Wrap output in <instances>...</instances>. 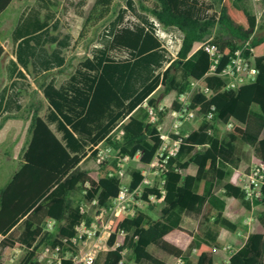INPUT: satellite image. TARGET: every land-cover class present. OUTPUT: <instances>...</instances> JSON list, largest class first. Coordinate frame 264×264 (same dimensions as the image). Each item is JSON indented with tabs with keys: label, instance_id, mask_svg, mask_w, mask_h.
<instances>
[{
	"label": "trees",
	"instance_id": "1",
	"mask_svg": "<svg viewBox=\"0 0 264 264\" xmlns=\"http://www.w3.org/2000/svg\"><path fill=\"white\" fill-rule=\"evenodd\" d=\"M26 1L0 0V26L16 2ZM138 9L139 23L119 27L128 13ZM260 13L264 15V0H95L78 42L116 17L109 29L110 43L81 62L63 85L48 82L49 74L43 76L39 87L47 102L46 114L33 101L26 116L19 106L20 113L0 120V130L10 119L30 121L21 163L0 189V248L8 257L16 249L24 252L20 261L10 264H50L57 261L56 255L61 264H74L79 253L73 243L78 226L92 223V208H109L118 197L122 181L114 159L131 158L130 187L137 188L142 171L162 145V132L170 131L165 118L173 125L172 114L183 108L181 97L195 84L212 94L194 93L189 108L205 119L213 112V121L207 129L189 133L186 126L191 121H184L178 134H171L181 145L164 176L165 198L161 200L156 189H146L145 200L149 202L148 194L156 193L157 202L134 216L115 218L109 249L96 264H173L180 257L187 264H214L211 254L225 244L221 231L236 235L250 216L256 220L255 229L229 264H264V185L262 197L256 200L248 199L240 185L248 148L258 162H264ZM150 17L184 35L178 59L167 68V52L150 30ZM50 28L49 19L40 17L26 19L15 28L20 65L33 63L36 45ZM207 40L221 50L214 74H210V55L197 50ZM239 49L254 58L258 74L240 88L229 89L220 74ZM5 54L0 45V61ZM145 103L157 111L158 121L135 115ZM219 122L232 126L222 137L213 135ZM100 147H111L116 155L100 165L95 179L82 163L88 157L96 159ZM191 165L196 173L184 175ZM186 213L200 217L197 231L183 227ZM0 264H5L1 257Z\"/></svg>",
	"mask_w": 264,
	"mask_h": 264
},
{
	"label": "rangeland",
	"instance_id": "2",
	"mask_svg": "<svg viewBox=\"0 0 264 264\" xmlns=\"http://www.w3.org/2000/svg\"><path fill=\"white\" fill-rule=\"evenodd\" d=\"M94 3L95 0H27L24 3L16 2L11 11L4 15L0 26V41L2 40L6 55L0 61V90L3 81L13 73V68L7 64V61L11 55L16 57L17 53V44L13 37L15 28L26 19H36V17L44 20L49 19L51 25L50 31L42 37L41 44L36 45L37 51L33 63L28 68H24L27 72L24 76L26 82L23 85H18L17 88L12 86L9 92L10 96L15 95L17 105L21 106L22 111H26L24 112L25 116L27 115V108L33 101L41 104L43 115L47 112V102L43 91L39 87L38 76L49 69L52 72L51 79L57 85H63L69 80L81 62L92 57L97 49L110 43L112 37L108 31L116 21V17L102 25L97 32L87 34L84 40L78 42L85 19ZM123 7L126 6L123 4ZM141 14L142 12L138 9L137 13H130V16L139 20ZM261 18L264 21V15H261ZM90 39H93L91 43H89ZM46 58L52 60L53 65L50 68H45L42 64V60ZM58 58L63 59L64 62L58 64ZM12 110L15 113L19 111L16 107ZM169 119H166L165 126H168ZM29 123V119L15 120L4 129V132L0 133V189L21 163L20 156L25 145ZM220 123L216 124L217 130L221 129ZM228 128L224 127V130L222 129L216 135L223 136L226 131L231 129V126ZM257 162L253 149L249 148L248 160L243 166V171H246ZM117 163L118 160L114 159L113 164ZM82 167L89 170L93 178H99L100 165L95 158H86L82 163ZM130 180L131 177L127 168V177L124 181L130 183ZM187 217L189 221L191 219L190 228H197L199 218L192 215ZM21 227L19 226V228ZM108 237L106 236L101 243V254L108 250L106 243ZM0 257L5 264H10L12 260L20 261L24 257V252L16 249L8 257L5 254V249L0 248Z\"/></svg>",
	"mask_w": 264,
	"mask_h": 264
},
{
	"label": "built area",
	"instance_id": "3",
	"mask_svg": "<svg viewBox=\"0 0 264 264\" xmlns=\"http://www.w3.org/2000/svg\"><path fill=\"white\" fill-rule=\"evenodd\" d=\"M261 15L262 14L260 13L259 19L261 18ZM132 23L137 24L139 23V20L130 16V13H128L119 27L132 26ZM150 24V30L153 32L154 36L160 40L163 49L167 52V61L165 66V68H167L178 59L183 45L184 35L178 28H165L162 23L153 17H150ZM197 50H204L210 55L212 59L210 74L216 73L222 57L219 46L214 44L211 40H207L201 43L197 47ZM257 74L258 69L256 68L254 58L246 57L244 49H239L235 52L231 62L223 70L220 76L225 80L227 88L237 89L246 84L248 81L254 80ZM198 91L207 95L212 94L209 89L205 88L201 84H195L190 93L181 97L180 100L183 105L182 111L174 112L172 114L175 118L172 129L169 132H162V145L151 164L142 171L143 181L137 188L132 189L130 187V183H125L124 181L127 177V168L132 161L131 158H116L120 168L119 176L122 181L118 197L109 208H92L90 212L93 217L92 223L89 224L84 221L80 226H78V235L75 239H73V243L78 246L79 253L73 259L74 264H96V261L102 252L101 243L106 236H110L114 219L119 216H134L138 210L145 209L150 204L157 202L158 197L156 193L148 194L147 198L149 199V202L145 200L144 194L146 189H156L162 196L161 200L165 198L166 190L164 188V176L167 172H169L170 163L173 158L177 157L181 145L180 141L172 140L171 134H178V129L184 121L192 122L197 119L196 112L194 110H190L189 105L193 94ZM144 106L148 110L151 121H158L157 111L152 107H149L147 103H145ZM160 109L164 110V107H160ZM213 119L214 113L210 112L207 115L206 120L211 123ZM115 155L116 151L113 148L100 147L96 162L101 165L106 159L115 157ZM138 158L139 155L136 157V160H138ZM240 185L246 193L248 199H260L262 197V186L264 185V162H257L246 171H242ZM93 204L96 205L97 202L94 201ZM82 211L86 212V209L82 208ZM52 224L53 223L49 224L50 228L52 227ZM122 233L124 234V232ZM216 250L217 248H215V251ZM223 250L231 254L234 253L233 248L229 245L225 246ZM55 258L57 261H49L50 264H61V260L58 255H56ZM173 264H187V262L185 258L180 257L176 259Z\"/></svg>",
	"mask_w": 264,
	"mask_h": 264
},
{
	"label": "crops",
	"instance_id": "4",
	"mask_svg": "<svg viewBox=\"0 0 264 264\" xmlns=\"http://www.w3.org/2000/svg\"><path fill=\"white\" fill-rule=\"evenodd\" d=\"M11 11V10H10ZM17 44V43H16ZM0 45H2V40L0 41ZM4 47V46H3ZM6 55V54H5ZM52 60H50L49 58L43 59L42 60V64L45 68L47 67H51L53 64L51 63ZM63 59L58 58V64H62ZM7 64H9L12 68H13V73L10 74L8 76L7 79H5L3 81V85L2 89L0 90V120L2 118H4L7 115H16L18 113H20L19 111L17 113H15L12 109L14 107L17 108V110L19 109V106L17 105L18 103L16 102V97L15 95H9V92L13 87H16L18 85H23L24 82H26V80L24 79L25 74H27L26 70L24 68L23 65H20L18 63V56L16 53V57L11 55L8 58ZM28 68V67H27ZM52 72L48 70L44 71L40 76L37 77V80L41 83L43 82V76L46 74H49V80H52L51 78V74ZM39 78V79H38ZM37 81V82H38ZM160 107H163L162 105ZM10 111V112H9ZM196 114H197V119L195 121H192L191 123L187 124V132H193L195 130L197 131H202L208 128L209 126V122L205 119L204 116L200 115L198 110H195ZM135 115L139 116L140 118L144 119L149 117V113L147 108L143 105L141 108H139ZM168 117L165 118L164 122L166 121ZM21 119V118H20ZM20 119H10L8 120L4 127L0 130V133L4 132V129L12 124L13 121L15 120H20ZM22 120V119H21ZM231 125H229L228 127L230 128ZM167 128H169V130L171 131L172 129V124H171V120L169 119V124L168 126H165ZM232 127V126H231ZM226 128V127H225ZM228 128V129H229ZM224 130V126H221V129L217 130V128L215 130H213V135L218 134L221 130ZM227 132V131H226ZM218 136V135H217ZM218 137H222V136H218ZM262 138H264V132L262 134ZM249 149V148H248ZM248 149H247V157L246 160L244 161V163L241 166L240 171H243V166L247 163L248 160ZM197 171V168L194 165H191L188 169L183 170L184 175L187 174H195ZM218 194H222L221 191L218 192ZM188 215H192V216H196L193 214H184L183 217V227H185L186 229H189L191 231H197L200 225V217L196 216L199 218L198 220V224H197V228H190L189 224L190 221L188 219ZM256 226V220L255 218H253L252 216L247 217L244 220V224L242 226V228L239 229V231L236 233V235H231L229 234L227 231L222 230L220 233V240L223 241L225 244L223 247L219 248L217 247V250L211 254V259L214 261V264H229V260L231 257V253L224 251L223 248L227 245L231 246L233 248L234 253L245 244V242L247 241L248 237L250 236L251 233H253L254 229Z\"/></svg>",
	"mask_w": 264,
	"mask_h": 264
}]
</instances>
